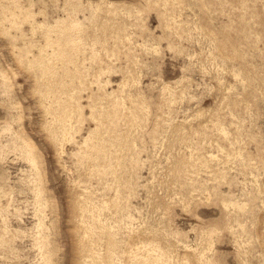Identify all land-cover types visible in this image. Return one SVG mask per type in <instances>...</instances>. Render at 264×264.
<instances>
[{"label":"rangeland","instance_id":"obj_1","mask_svg":"<svg viewBox=\"0 0 264 264\" xmlns=\"http://www.w3.org/2000/svg\"><path fill=\"white\" fill-rule=\"evenodd\" d=\"M0 264H264V0H0Z\"/></svg>","mask_w":264,"mask_h":264}]
</instances>
